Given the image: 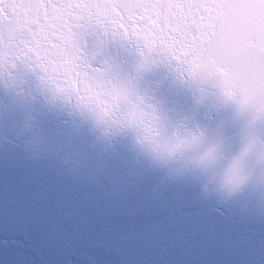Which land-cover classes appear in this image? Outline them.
<instances>
[{
    "label": "snow or ice",
    "instance_id": "6c2138e0",
    "mask_svg": "<svg viewBox=\"0 0 264 264\" xmlns=\"http://www.w3.org/2000/svg\"><path fill=\"white\" fill-rule=\"evenodd\" d=\"M220 0H0V12L9 7L16 15H0V73L17 63L39 67L57 91L74 97L96 112L100 119L137 127L145 140L159 133L155 118L138 103H114L109 98L110 78L91 67L81 56L77 29L87 23L105 33L125 39H144L167 45L173 55L184 50H201L203 33H195L193 22L205 23ZM193 37H196L194 40ZM264 48V35L256 41ZM204 47H207L205 44ZM228 43L216 46L221 56L228 54ZM241 70L237 68L239 74ZM243 82V81H242ZM181 145L162 149L176 151Z\"/></svg>",
    "mask_w": 264,
    "mask_h": 264
},
{
    "label": "clouds",
    "instance_id": "9594fccd",
    "mask_svg": "<svg viewBox=\"0 0 264 264\" xmlns=\"http://www.w3.org/2000/svg\"><path fill=\"white\" fill-rule=\"evenodd\" d=\"M195 143H198V138L194 140ZM252 145L249 144L245 147L244 150H242L241 156L238 157L236 160L232 162V164L229 166V168L223 173V175L220 177V183L225 188H234L238 186V184L243 179V172H242V162L244 157L247 155L249 151L252 150ZM215 155V152L213 149H208L204 153H202V158L209 159L213 158ZM262 158H264V153H262Z\"/></svg>",
    "mask_w": 264,
    "mask_h": 264
},
{
    "label": "water",
    "instance_id": "95a60500",
    "mask_svg": "<svg viewBox=\"0 0 264 264\" xmlns=\"http://www.w3.org/2000/svg\"><path fill=\"white\" fill-rule=\"evenodd\" d=\"M183 84H185L187 86V91L190 94V97H197L198 96V94H199L198 88L199 87H197V88L191 87V84L185 78L183 79ZM3 198L7 199L8 197H3Z\"/></svg>",
    "mask_w": 264,
    "mask_h": 264
}]
</instances>
